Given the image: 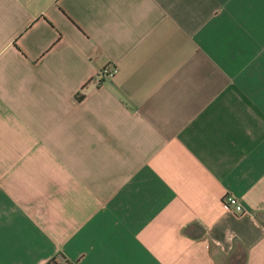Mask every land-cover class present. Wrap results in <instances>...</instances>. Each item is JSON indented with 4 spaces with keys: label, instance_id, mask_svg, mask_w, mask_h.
<instances>
[{
    "label": "crops",
    "instance_id": "0c3cea01",
    "mask_svg": "<svg viewBox=\"0 0 264 264\" xmlns=\"http://www.w3.org/2000/svg\"><path fill=\"white\" fill-rule=\"evenodd\" d=\"M55 255L264 264V0H0V264Z\"/></svg>",
    "mask_w": 264,
    "mask_h": 264
},
{
    "label": "built area",
    "instance_id": "2783aa9c",
    "mask_svg": "<svg viewBox=\"0 0 264 264\" xmlns=\"http://www.w3.org/2000/svg\"><path fill=\"white\" fill-rule=\"evenodd\" d=\"M117 70V65H105L99 69L98 76L113 77L116 74ZM223 198L231 211L235 213L244 212L243 202L236 195L226 192Z\"/></svg>",
    "mask_w": 264,
    "mask_h": 264
},
{
    "label": "trees",
    "instance_id": "16d2710c",
    "mask_svg": "<svg viewBox=\"0 0 264 264\" xmlns=\"http://www.w3.org/2000/svg\"><path fill=\"white\" fill-rule=\"evenodd\" d=\"M45 264H71V262L65 257H63V255H55Z\"/></svg>",
    "mask_w": 264,
    "mask_h": 264
}]
</instances>
